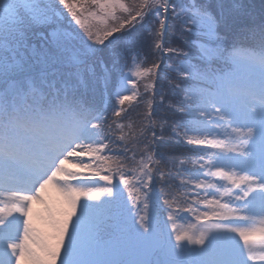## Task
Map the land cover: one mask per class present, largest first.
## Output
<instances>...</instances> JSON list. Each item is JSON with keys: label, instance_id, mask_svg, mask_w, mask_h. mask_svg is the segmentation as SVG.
Returning <instances> with one entry per match:
<instances>
[{"label": "snow or ice", "instance_id": "6c2138e0", "mask_svg": "<svg viewBox=\"0 0 264 264\" xmlns=\"http://www.w3.org/2000/svg\"><path fill=\"white\" fill-rule=\"evenodd\" d=\"M0 264H264V0H0Z\"/></svg>", "mask_w": 264, "mask_h": 264}, {"label": "rangeland", "instance_id": "374dc122", "mask_svg": "<svg viewBox=\"0 0 264 264\" xmlns=\"http://www.w3.org/2000/svg\"><path fill=\"white\" fill-rule=\"evenodd\" d=\"M47 197L49 198V200L53 203V204H57L60 200H62V197L52 188H49L47 191ZM34 207V211H39L42 215H46V213L43 212V208L44 206L42 204H40L38 201L34 203L33 205ZM183 215V214H182ZM164 219V218H163ZM178 224H181L183 226H187L189 222L195 223V220L191 218V216L187 215V218L184 220H179L177 221ZM35 223L37 224L38 227L41 228H45L46 226L44 225V223L40 220H35ZM128 223H131V220L129 218ZM168 227L171 228V226L169 225ZM170 228H168L170 230ZM48 231H50V229H47ZM161 240L167 239V233H165V235L163 237L160 238ZM105 242H110V243H116V239L112 236H105L104 237Z\"/></svg>", "mask_w": 264, "mask_h": 264}, {"label": "trees", "instance_id": "16d2710c", "mask_svg": "<svg viewBox=\"0 0 264 264\" xmlns=\"http://www.w3.org/2000/svg\"><path fill=\"white\" fill-rule=\"evenodd\" d=\"M261 2H262V0H247V3L252 4V5H255L256 10H259V7L261 5ZM176 43L178 44V46L184 47L183 44H179V42H176ZM123 46L124 45L121 43L118 46V50H120L121 48H123ZM167 62H169V61H165V63H167ZM139 111H142V109H139V108L133 109V111L129 113L130 118H132L133 120H135L136 119V113L139 112ZM186 151H187V149L186 148H183V147H178V148L175 149V152H176L177 155L179 153L186 152ZM200 210L203 211V208H201ZM187 215L191 216V218L195 220V218H194V216H193L192 213H188ZM162 216H163L164 220L167 219V213L166 212L162 213ZM168 228H170V227H168Z\"/></svg>", "mask_w": 264, "mask_h": 264}]
</instances>
